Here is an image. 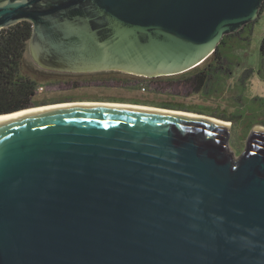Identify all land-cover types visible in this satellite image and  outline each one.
<instances>
[{
	"label": "water",
	"instance_id": "water-1",
	"mask_svg": "<svg viewBox=\"0 0 264 264\" xmlns=\"http://www.w3.org/2000/svg\"><path fill=\"white\" fill-rule=\"evenodd\" d=\"M263 3L0 0V32L29 22L46 71L173 76ZM47 106L0 115V264H264L263 129L235 156L178 110Z\"/></svg>",
	"mask_w": 264,
	"mask_h": 264
},
{
	"label": "rangeland",
	"instance_id": "rangeland-1",
	"mask_svg": "<svg viewBox=\"0 0 264 264\" xmlns=\"http://www.w3.org/2000/svg\"><path fill=\"white\" fill-rule=\"evenodd\" d=\"M250 36V43L247 48L242 50L235 49L236 55H234V57H236V59L229 56L232 64L228 65L224 62L229 66L227 71L226 69L221 70L219 75L211 82L210 80L212 77H210V84L204 86L199 92L196 90L198 86L197 81L191 80L189 71L182 73L180 76H186V80L190 81L186 84L179 85L180 97L170 99L172 100L171 102L183 106L181 110L176 109L178 111L205 115L230 122L232 125L230 127L231 137L232 135L236 136L238 142L242 145L246 142L250 130H264V82L254 73V70L259 66V46L264 36V11L252 26ZM32 63L31 67L34 71L37 68H35V64ZM247 69H252L253 73L250 72V74L243 75ZM144 89H141V91L144 92ZM51 92L52 91L49 90L45 81L39 83L31 107L38 108L40 106H47L39 105L38 103H46L47 100L55 96L52 95ZM129 95L134 97L132 94ZM52 104L57 103H51V105ZM123 105L134 104L125 103ZM233 122L235 124H233ZM229 146L230 150L236 156L238 154L236 151L240 147L238 146L235 151L232 147L231 139Z\"/></svg>",
	"mask_w": 264,
	"mask_h": 264
},
{
	"label": "trees",
	"instance_id": "trees-1",
	"mask_svg": "<svg viewBox=\"0 0 264 264\" xmlns=\"http://www.w3.org/2000/svg\"><path fill=\"white\" fill-rule=\"evenodd\" d=\"M263 11L264 3L261 13ZM256 21L247 24L235 34L224 36L215 53L202 63L204 65L201 64L202 66L189 71V74L196 76L197 92L210 84V77H212L211 82L221 70H228V65L232 64L229 56L234 57L236 50H242L249 46L251 28ZM31 35L32 25L26 21L0 32V115L30 108L33 105L39 83L44 81L42 77L37 76V70L33 71L31 67L32 62L28 54ZM250 72L253 73V70L247 69L243 75L250 74ZM254 73L264 82V36L259 46V66L254 70ZM233 124L235 123L233 122ZM231 142L234 150L238 146L240 147L237 151L235 150L237 153L240 152V149H244L245 144H240L236 136L232 135Z\"/></svg>",
	"mask_w": 264,
	"mask_h": 264
},
{
	"label": "flooded vegetation",
	"instance_id": "flooded-vegetation-1",
	"mask_svg": "<svg viewBox=\"0 0 264 264\" xmlns=\"http://www.w3.org/2000/svg\"><path fill=\"white\" fill-rule=\"evenodd\" d=\"M35 68L38 76L44 78L49 90L52 91L51 94L55 95L46 103H38L39 105L81 102L112 105L132 103L148 108L181 110L183 106L171 102L170 99L180 97L179 85L190 81L186 80V76H180L181 74L157 77L119 71L70 74L46 71L36 66ZM191 77V80L195 81L196 76ZM141 89L145 91L142 92Z\"/></svg>",
	"mask_w": 264,
	"mask_h": 264
},
{
	"label": "bare ground",
	"instance_id": "bare-ground-1",
	"mask_svg": "<svg viewBox=\"0 0 264 264\" xmlns=\"http://www.w3.org/2000/svg\"><path fill=\"white\" fill-rule=\"evenodd\" d=\"M66 104H90V103H59V104L49 105L47 107L60 106V105H66ZM95 105H107V106H120V107H133V108L153 109V108L142 107V106H137V105H135V106L134 105H120V104L112 105V104H103V103H95ZM47 107H45V108H47ZM35 109H41V108H35ZM35 109H31V110H35ZM153 110H156V109H153ZM27 111H29V110H27ZM167 112L187 114V115H192V116L204 118V119H207V120H211V121L227 124L229 126V128L232 126L230 122H225V121H222V120H219V119H216V118H212V117H209V116H205V115H197V114H193V113H183V112H178V111H167Z\"/></svg>",
	"mask_w": 264,
	"mask_h": 264
}]
</instances>
